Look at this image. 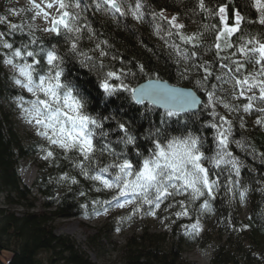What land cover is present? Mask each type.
Returning a JSON list of instances; mask_svg holds the SVG:
<instances>
[{"label": "snow or ice", "instance_id": "1", "mask_svg": "<svg viewBox=\"0 0 264 264\" xmlns=\"http://www.w3.org/2000/svg\"><path fill=\"white\" fill-rule=\"evenodd\" d=\"M176 3L181 11L149 0H28L27 8L8 12L30 22L0 16L7 25L0 65L21 90L15 104L23 119L45 142L38 145L41 159L57 169L61 161L69 165L49 182L83 198L85 218L117 210L125 213L119 224L137 216L161 224L187 219L183 234L195 238L205 218L217 214L222 192L229 206H247L253 193L264 202V170L248 163L264 165V150L243 135L249 120L264 132V0ZM89 13L118 26L128 19L148 26L166 50L165 64L142 40L156 63L114 50ZM70 64L95 77L106 105L114 98L129 107L89 111L91 94L69 79ZM164 73L187 86L169 83ZM225 219L233 231L252 227Z\"/></svg>", "mask_w": 264, "mask_h": 264}, {"label": "trees", "instance_id": "2", "mask_svg": "<svg viewBox=\"0 0 264 264\" xmlns=\"http://www.w3.org/2000/svg\"><path fill=\"white\" fill-rule=\"evenodd\" d=\"M157 8L167 7L169 12L181 11L182 5L176 3V0H149ZM7 11V10H6ZM3 12V11H2ZM5 12V9H4ZM8 20L12 23L30 22L24 16L10 20L9 12L5 13ZM93 26L98 32L104 33L109 41L114 45V50L123 53L126 58H138L146 63H156L157 55L161 66L166 61V50L162 42L151 35V31L146 25H138L131 19L125 24L117 25L107 17L100 14L92 16L89 13ZM186 23H188L186 21ZM196 25L189 24L190 29H195ZM7 25L0 24V31H6ZM17 39H20L17 36ZM48 39L55 40L54 37ZM152 48L157 55L148 52L141 45L140 41ZM90 46V45H85ZM170 66V65H169ZM72 69L69 79L83 88H87L91 94V103L89 111L94 113H115L117 105L129 106L121 100H115L105 103V98L98 95L95 87V77L88 74L85 69L78 65L70 64ZM165 79L176 86H187L186 81H179L176 78L169 77L164 73ZM92 81V83H88ZM21 94L19 89L10 85V82L3 76L0 68V189L6 193L8 204H18L26 209L34 208L30 204L34 198V192L39 195L43 201L42 213H25L22 217H17L15 213L6 209L0 210V255L9 253L11 257L8 261L1 264H44L39 256L41 253H49L50 257L47 264H93L88 256L84 254L77 244L67 237H59L55 234L53 223L56 219L80 218L85 215V210L81 207L84 199L67 187L49 182V178L56 176L58 172L68 171L69 165L61 161L62 168L57 169L48 162L39 165V177L32 188L23 185L19 176L20 162L28 156V153L17 134L13 132L6 112L3 108L4 98L7 95ZM123 114V109H121ZM250 137L256 146L264 150V132L254 130L250 134L243 133ZM240 133L237 134L239 138ZM248 163L259 170H264V165L253 162L248 158ZM246 180L250 174L245 173ZM82 185L87 186L82 180ZM258 187V185H254ZM94 195V194H93ZM18 201H15V200ZM249 217L245 222L239 216L237 204L229 206L224 196L218 197L215 207L218 209L217 217L224 221L220 226L226 234L232 235L237 232L241 237L233 247L229 248L227 243L220 242L216 248L211 264H246L243 257H249V260L258 261L262 264L264 261V202L261 201L259 193H253L249 199ZM231 216L237 227L241 223H251L252 227L247 231H233L227 226L226 217ZM218 220H216L217 222ZM178 224L171 230L174 233L173 241L166 246L164 235L145 233L140 237H132L128 240L124 248L122 264H192L183 258V240L181 239L182 225L188 223L187 219L176 221ZM209 228V227H208ZM183 235V234H182ZM231 239V237H230Z\"/></svg>", "mask_w": 264, "mask_h": 264}, {"label": "rangeland", "instance_id": "3", "mask_svg": "<svg viewBox=\"0 0 264 264\" xmlns=\"http://www.w3.org/2000/svg\"><path fill=\"white\" fill-rule=\"evenodd\" d=\"M28 6V0H0V16H5V13L8 12L10 8L19 10L20 8H27ZM23 16L30 21L27 14H22L20 16L12 15L9 19L14 20ZM35 23L43 26L39 19L36 20ZM0 68L3 76L8 79L10 70L2 65H0ZM23 94L27 98L28 94ZM17 95L20 94H16L15 96L8 94L4 98L3 108L13 132L17 134L24 149L30 153L20 162L18 173L23 185L32 188L39 177V165L46 162L41 159L42 154L38 147V145L44 144L45 142L35 134V128L23 119L22 114L15 104V97ZM254 130L256 129L252 127L251 120H249V131L245 133L250 134ZM33 195L34 198L31 200L30 204H34V208L26 209L18 204H8L6 201V193L0 189V210L6 209L11 211L15 213L17 217H22L25 213H42L46 211L43 208V199L37 195L36 192H34ZM222 196H224L223 192L219 197ZM15 201L18 200L16 199ZM237 207L241 220L245 222L250 215L249 203H247V206H240L237 204ZM124 214L125 213L120 211L113 210L107 217L89 215L88 218H85L84 215L80 218L56 219L53 223V227L57 236L67 237L74 241L93 264H122L124 248L128 240L132 237H140L145 233L164 235L167 247L172 243L174 233L170 228L172 225H174V227L177 226V222L171 223V221H166L164 224H161L159 220L153 219L152 217L140 218L137 216L131 221H125L119 224L118 221ZM216 220L217 214L206 217L203 221L204 230L202 234L195 238L185 236L183 234L184 229L182 228L181 236L183 237L181 239L184 243L183 258L187 262L192 264H211L215 250L220 242L227 243L228 247L232 248L238 241H241V237L237 232H232L231 236L226 234L225 230ZM117 227H120L121 231L117 232ZM10 257L11 255L9 253H2V255H0V264L8 261ZM49 257V253H41L39 256L44 264H47ZM249 259V257H243L244 263L258 264L260 262V260L252 261ZM60 264H63V262ZM262 264H264V261Z\"/></svg>", "mask_w": 264, "mask_h": 264}]
</instances>
